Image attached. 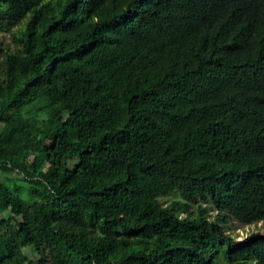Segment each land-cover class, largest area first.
Masks as SVG:
<instances>
[{"label": "trees", "instance_id": "trees-1", "mask_svg": "<svg viewBox=\"0 0 264 264\" xmlns=\"http://www.w3.org/2000/svg\"><path fill=\"white\" fill-rule=\"evenodd\" d=\"M0 170V264H264V0H0Z\"/></svg>", "mask_w": 264, "mask_h": 264}, {"label": "rangeland", "instance_id": "rangeland-1", "mask_svg": "<svg viewBox=\"0 0 264 264\" xmlns=\"http://www.w3.org/2000/svg\"><path fill=\"white\" fill-rule=\"evenodd\" d=\"M7 37V36H6ZM5 37V38H6ZM4 43H6V41H4ZM0 175L5 177V176H8V177H11L13 178L14 176L10 173H3L1 170H0ZM16 180L18 182H21L23 184L22 181H20L18 178H16ZM22 195L25 199L29 200V197L27 196V193L25 190L22 191ZM164 202L168 201V199H163ZM196 203L192 204L193 208L190 207L189 210L194 212L193 209L196 208L195 206ZM198 205V204H197ZM205 206V205H204ZM176 209H180V210H183L182 207H176ZM210 210V215L211 216H214L215 213L213 211V209L211 210V208L207 207V211ZM228 228H230V232L233 236L237 237L239 240H242L243 238H245L246 235L250 234L251 232H254L256 230H262L264 229V220L261 221V222H258V223H251V224H248V225H243V224H239L237 223L236 221H231L228 225H227Z\"/></svg>", "mask_w": 264, "mask_h": 264}]
</instances>
